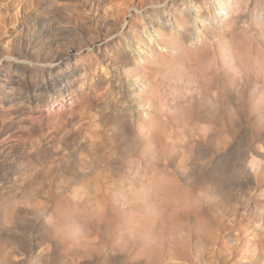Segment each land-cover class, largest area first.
Listing matches in <instances>:
<instances>
[{
	"label": "rangeland",
	"instance_id": "rangeland-1",
	"mask_svg": "<svg viewBox=\"0 0 264 264\" xmlns=\"http://www.w3.org/2000/svg\"><path fill=\"white\" fill-rule=\"evenodd\" d=\"M210 1L0 0V264H264V0L136 66Z\"/></svg>",
	"mask_w": 264,
	"mask_h": 264
},
{
	"label": "bare ground",
	"instance_id": "bare-ground-1",
	"mask_svg": "<svg viewBox=\"0 0 264 264\" xmlns=\"http://www.w3.org/2000/svg\"><path fill=\"white\" fill-rule=\"evenodd\" d=\"M183 1H185V0H183ZM215 2L220 3V6H218V7H220L221 9H217L216 8ZM236 2H237L236 0H211L209 3H205V5L203 4L204 7H201L198 4L197 5L198 7H197V10H196V14L195 15H192V16L190 14V18H188V19L186 17L187 16L186 15V12H182L181 13V18H183V20L181 19L182 20V25H179V24L177 25V21L174 22V23H172L174 20L171 22L170 19H168L169 20L168 22L161 23L159 21V23L157 25H155V24L152 25V30L153 31H149V32L145 31V32H143L144 34L147 32V34H146L147 35V38L144 41V43L146 44L147 47L146 48L140 47L138 50H136V52H137L136 54H138L137 57H136V66H137V68L138 69H142V70L145 71V69H146L147 66H149L150 64H153L154 65V63H156L158 61V59H160V58H165L166 59L167 57H170L171 55L175 54V51L178 49L177 46H176V43L173 42L172 44H168L167 41H166L167 38L170 35H172V34L174 35V33H177L176 35H178V34L179 35H182V33H185V32H188L189 33V35H188V37H189V44H188L187 47L185 46V49L188 52V54L189 53L190 54L191 53H194L195 51L199 50L204 45L206 46L208 44V41H209L208 40L207 33L211 32L214 29L215 30L220 29V28L223 29V27H225V25L228 26V24H231L230 22H233L234 23V19H233V16L235 15L234 13L237 14V12H240V11H237V6L238 5H237ZM238 7H240V6H238ZM238 9H240V8H238ZM201 21L206 22L207 25H204V22H203V26L204 27H201V25H200L202 23ZM187 25H191L193 28H189L190 26L188 27ZM224 29H226V28H224ZM155 34L158 35V36H155ZM183 37H184V35H183ZM209 38H210V36H209ZM180 40H182V42H183V38H180ZM211 43H212V41H211ZM133 45L131 46L132 48H133ZM8 46L10 47V44H8ZM207 46H209V45H207ZM182 48H179L178 51H181ZM181 53H182V55H185V54H183V52H181ZM191 55H189V56H191ZM8 57H9V59H12L10 53H9V56ZM5 58H6V56H5ZM193 58L195 59V56H193ZM165 59H163V60H165ZM172 59H174V58H172ZM14 61H15V59H14ZM17 62L18 61H16V63ZM134 63H135V61H134ZM70 74H72V72ZM67 76H69V75H67ZM67 78H69V77H67ZM60 80H61V78H60ZM142 82H144V81H142ZM64 83H65V81H64ZM145 83H148V82H145ZM140 85H139V88H138L139 92L145 93V91L148 90V87L149 86L146 85V84L145 85L143 84L142 86H140ZM61 86H62L61 84H58V83H55V82L52 81V83H50V84L47 85L46 92H48V91H56L57 89H59L61 91L62 90L60 88ZM144 96L146 97V94ZM141 108H142V106H141ZM142 115L145 118L149 116V114L147 113V111L146 112L143 111L142 112ZM151 118H152V116H151ZM151 118H149V119H151ZM151 121H152V119H151Z\"/></svg>",
	"mask_w": 264,
	"mask_h": 264
}]
</instances>
